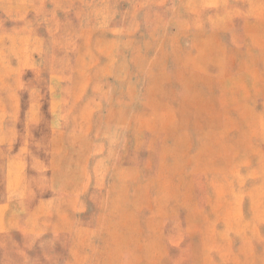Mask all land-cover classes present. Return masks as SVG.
I'll return each instance as SVG.
<instances>
[{"label":"rangeland","instance_id":"1","mask_svg":"<svg viewBox=\"0 0 264 264\" xmlns=\"http://www.w3.org/2000/svg\"><path fill=\"white\" fill-rule=\"evenodd\" d=\"M0 264H264V0H0Z\"/></svg>","mask_w":264,"mask_h":264}]
</instances>
